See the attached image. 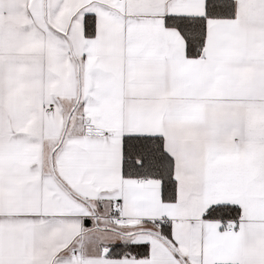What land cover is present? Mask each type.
I'll list each match as a JSON object with an SVG mask.
<instances>
[{
	"label": "snow or ice",
	"instance_id": "6c2138e0",
	"mask_svg": "<svg viewBox=\"0 0 264 264\" xmlns=\"http://www.w3.org/2000/svg\"><path fill=\"white\" fill-rule=\"evenodd\" d=\"M0 264H264V0H0Z\"/></svg>",
	"mask_w": 264,
	"mask_h": 264
}]
</instances>
